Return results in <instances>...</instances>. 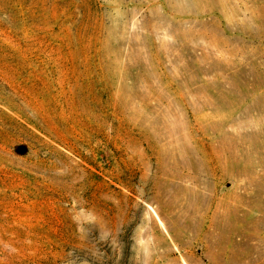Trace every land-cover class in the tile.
<instances>
[{"label":"rangeland","instance_id":"obj_1","mask_svg":"<svg viewBox=\"0 0 264 264\" xmlns=\"http://www.w3.org/2000/svg\"><path fill=\"white\" fill-rule=\"evenodd\" d=\"M0 264H264V0H0Z\"/></svg>","mask_w":264,"mask_h":264}]
</instances>
